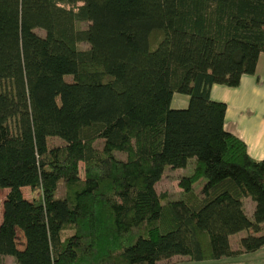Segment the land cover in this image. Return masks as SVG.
<instances>
[{
    "label": "trees",
    "instance_id": "obj_1",
    "mask_svg": "<svg viewBox=\"0 0 264 264\" xmlns=\"http://www.w3.org/2000/svg\"><path fill=\"white\" fill-rule=\"evenodd\" d=\"M262 52L264 0H0V256L157 264L264 246V160L210 98L213 84L255 74ZM176 93L188 104L173 110ZM50 137L63 141L54 153ZM190 158L180 198L157 193L164 167Z\"/></svg>",
    "mask_w": 264,
    "mask_h": 264
},
{
    "label": "crops",
    "instance_id": "obj_2",
    "mask_svg": "<svg viewBox=\"0 0 264 264\" xmlns=\"http://www.w3.org/2000/svg\"><path fill=\"white\" fill-rule=\"evenodd\" d=\"M210 98L226 104L225 130L246 144L248 154L252 158L264 160V52L259 54L255 74L243 75L236 87L213 84ZM247 198H243V206L247 216L251 218L254 206ZM247 204L248 210L245 207ZM262 231L264 232V224ZM237 234L239 232L230 236L231 239H237L235 248L229 238L233 250L239 248V240L243 237ZM229 258H240L236 263L232 261L229 264H237L240 260H245L244 264H264V246L253 252L240 253Z\"/></svg>",
    "mask_w": 264,
    "mask_h": 264
},
{
    "label": "rangeland",
    "instance_id": "obj_3",
    "mask_svg": "<svg viewBox=\"0 0 264 264\" xmlns=\"http://www.w3.org/2000/svg\"><path fill=\"white\" fill-rule=\"evenodd\" d=\"M86 26V23H77L76 24V28H83ZM39 33H42V31H38ZM78 47L80 49H85L88 47V45L86 43H80L78 44ZM188 104V96L184 95V94H180V93H176L173 95L172 98V103H171V108L173 110L179 109V108H184L186 107ZM90 105V100H88V103L86 104V109L89 107ZM85 109V110H86ZM84 110V111H85ZM101 141H98V145H100ZM63 144V141L57 137H50L48 138V145L49 148L51 149V151L54 153L56 151V149ZM116 156L120 159H125V154L123 152H115ZM194 158H190L187 163L186 166L183 168H177V169H173L169 166H165L162 172V176L160 178V180L158 182H156L155 184V189L157 191V193H167L168 198L171 200H177L180 198L181 196V188L178 186V181L181 177L184 176H188L191 173V170L194 166ZM77 171L79 174H81L82 172V164L78 163L77 164ZM204 179H200L199 181H197L194 184V190L197 193H201L203 184H204ZM7 189H0V199L1 201H3L6 193H7ZM22 193L24 195V197L26 198H33V197H38L39 196V189H32L29 187H24L22 188ZM64 196V185L61 182L58 190L55 193V197L62 200ZM252 205L254 206V202L252 201V199L250 197L247 198ZM249 204V203H248ZM246 205L245 207L248 210L249 205ZM59 214L60 217H64L65 215V208H64V204H61V207L59 208ZM0 220H1V211H0ZM239 236H244L245 231H240L239 234H237ZM231 240V245L233 248H235V246L237 245V239L236 237H233ZM24 244V237L22 235V233L20 231H18L17 233V247L18 248H22ZM240 258H236V260H234V258L230 259L229 257H225L219 260H202V261H194V260H190L187 256H174L168 260H162L159 261L157 264H229L230 262L234 261L233 263H236V261H238ZM245 260H240V262H237V264H244ZM0 264H15V260L12 256H0Z\"/></svg>",
    "mask_w": 264,
    "mask_h": 264
}]
</instances>
